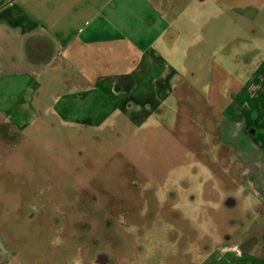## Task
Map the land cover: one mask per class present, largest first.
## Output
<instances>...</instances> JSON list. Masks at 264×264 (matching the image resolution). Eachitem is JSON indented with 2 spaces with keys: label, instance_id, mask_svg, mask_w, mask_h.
<instances>
[{
  "label": "rangeland",
  "instance_id": "rangeland-1",
  "mask_svg": "<svg viewBox=\"0 0 264 264\" xmlns=\"http://www.w3.org/2000/svg\"><path fill=\"white\" fill-rule=\"evenodd\" d=\"M21 1L29 0H0V21ZM152 3L169 21L159 50L180 76L173 94L150 100V119L87 128L48 108L18 127L17 114L3 116L0 264H204L249 217L245 203L256 200L237 185L209 104H227L223 94L248 82L240 100L262 106L254 117L264 136V0ZM227 194L235 207L224 205Z\"/></svg>",
  "mask_w": 264,
  "mask_h": 264
},
{
  "label": "crops",
  "instance_id": "crops-1",
  "mask_svg": "<svg viewBox=\"0 0 264 264\" xmlns=\"http://www.w3.org/2000/svg\"><path fill=\"white\" fill-rule=\"evenodd\" d=\"M21 3L17 11L6 13L10 20L0 21V126L3 116L13 120L17 114L14 125L22 127L31 115L42 117L49 108L64 123L95 128L110 120L112 127H128L152 117L153 98L173 94L171 80L180 75L175 60L159 50L169 21L152 0ZM25 45L31 49L30 58L24 54ZM214 73L205 97L214 91ZM181 79L186 80L183 75ZM240 84L238 90L223 94L227 104L209 105L220 114L214 130L217 140L230 146L237 162V185L256 202L245 203L249 217L218 240V253L204 264H264V136L254 117L262 106L241 101L249 83ZM185 204L178 202L179 207ZM236 204L227 194L224 205Z\"/></svg>",
  "mask_w": 264,
  "mask_h": 264
}]
</instances>
